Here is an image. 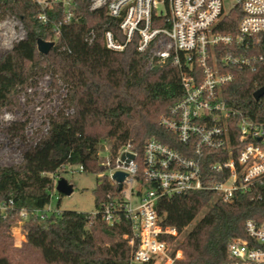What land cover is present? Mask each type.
<instances>
[{
    "label": "trees",
    "instance_id": "16d2710c",
    "mask_svg": "<svg viewBox=\"0 0 264 264\" xmlns=\"http://www.w3.org/2000/svg\"><path fill=\"white\" fill-rule=\"evenodd\" d=\"M75 2L71 22L63 23L62 4L55 3L45 11L49 20L44 23L38 5L0 0L1 13L18 17L26 31V37L0 57V115L4 108L18 105L17 94L34 84L37 76L50 73L53 86L66 90L61 108L49 115L46 134L23 153L21 162L0 165V203L13 201L8 216L0 217V264H131L135 246L125 238L131 233L127 221L109 225L99 212L91 218V213L65 210L45 219L33 212L51 203L56 179L68 165L101 175L95 189L99 207L109 193L118 191L108 171L126 144L141 155L151 138L183 149L160 124L183 95L180 67L171 59L161 62L152 57L150 49L140 51L139 33L127 41L106 10L90 11L89 0ZM242 17V8L235 6L220 30L236 33ZM60 24L56 37L53 27ZM107 30L125 45L123 50L107 47ZM39 39L55 42L48 54L38 50ZM263 86L264 65L255 71L236 70L223 96L231 107L264 121V96L254 98ZM25 129L26 122H17L6 131L24 140ZM105 145L107 162L100 154ZM207 206L204 216L186 232ZM157 208L165 225L183 233L178 244L183 258L176 264H223L229 260V244L247 238L246 222L264 221V185L255 195H239L232 202L215 200L210 191H189L160 199ZM22 209L29 213L23 222L27 239L18 247L12 229L23 219Z\"/></svg>",
    "mask_w": 264,
    "mask_h": 264
},
{
    "label": "built area",
    "instance_id": "2783aa9c",
    "mask_svg": "<svg viewBox=\"0 0 264 264\" xmlns=\"http://www.w3.org/2000/svg\"><path fill=\"white\" fill-rule=\"evenodd\" d=\"M26 1L40 7L44 23L49 20L45 11L55 3L62 4L63 23L76 15L75 0ZM237 5L243 17L236 33L222 32L225 16ZM89 10H106L127 41L139 33L140 51L150 49L152 57L171 59L182 71L183 95L160 124L183 149L151 138L141 155L126 144L108 171L118 191L109 193L91 216L99 212L109 225L131 224L125 235L135 246L131 264H176L183 258L178 247L183 233L164 224L157 208L160 199L210 191L215 200L232 202L239 195H255L264 185V121L231 107L223 96L236 70L255 71L264 65V0H237L230 9L226 0H89ZM19 22L12 15L0 19V48L9 46ZM53 30L60 36L61 24ZM105 40L110 49H124L111 30ZM12 118L5 114V120ZM118 172L125 173L123 181L113 179ZM12 204L0 203L1 218ZM59 213L49 204L33 215L45 219ZM20 214L29 216L26 209ZM246 228L247 238L229 244V260L223 264H264V221L249 220Z\"/></svg>",
    "mask_w": 264,
    "mask_h": 264
},
{
    "label": "rangeland",
    "instance_id": "374dc122",
    "mask_svg": "<svg viewBox=\"0 0 264 264\" xmlns=\"http://www.w3.org/2000/svg\"><path fill=\"white\" fill-rule=\"evenodd\" d=\"M237 0H226V7L230 9ZM163 8L161 7L160 10ZM8 14L1 13L0 19H6ZM26 37V31L21 22L16 27L14 37L9 46H1V55L10 50L12 46ZM36 82L23 88L16 96L18 105L13 109L2 110L0 115V165H12L22 160L23 153L34 146L36 142L46 134L48 128L49 115H53L61 108V103L66 95L65 89H58L53 86L50 73L35 77ZM5 114H10L13 118L5 120ZM17 122H26V139L13 137L6 129ZM101 157L104 162L108 161V146L101 150ZM94 173L81 170L78 164H71L57 177L66 179L73 185V192L70 195H62L55 187L50 206L57 212L74 210L79 212L94 213L97 211L95 189L98 185L99 177ZM208 206L205 207L194 221L185 229L190 231L192 227L204 216ZM24 219L12 229L14 245L21 247L26 241V232L23 228Z\"/></svg>",
    "mask_w": 264,
    "mask_h": 264
},
{
    "label": "water",
    "instance_id": "95a60500",
    "mask_svg": "<svg viewBox=\"0 0 264 264\" xmlns=\"http://www.w3.org/2000/svg\"><path fill=\"white\" fill-rule=\"evenodd\" d=\"M54 46H55L54 41H47L44 39L38 40V50L42 54H45V55L48 54L53 49ZM263 96H264V86L259 88L258 91H256L254 93V98L257 101L260 100ZM130 156H131V158H133L134 155H130ZM124 177H125V173H123V172L114 173V175H113V179H115L117 181H123ZM120 187H121V185H120ZM56 189L62 195H70L73 192V185L71 183H69L66 179L60 178L57 181Z\"/></svg>",
    "mask_w": 264,
    "mask_h": 264
}]
</instances>
